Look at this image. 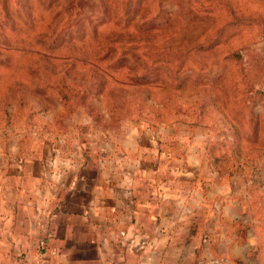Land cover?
<instances>
[{
	"label": "rangeland",
	"instance_id": "374dc122",
	"mask_svg": "<svg viewBox=\"0 0 264 264\" xmlns=\"http://www.w3.org/2000/svg\"><path fill=\"white\" fill-rule=\"evenodd\" d=\"M33 161L104 167L191 264H264V0H0V175Z\"/></svg>",
	"mask_w": 264,
	"mask_h": 264
},
{
	"label": "crops",
	"instance_id": "0c3cea01",
	"mask_svg": "<svg viewBox=\"0 0 264 264\" xmlns=\"http://www.w3.org/2000/svg\"><path fill=\"white\" fill-rule=\"evenodd\" d=\"M88 167L33 161L0 175V264H191L175 214Z\"/></svg>",
	"mask_w": 264,
	"mask_h": 264
}]
</instances>
